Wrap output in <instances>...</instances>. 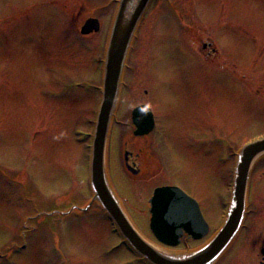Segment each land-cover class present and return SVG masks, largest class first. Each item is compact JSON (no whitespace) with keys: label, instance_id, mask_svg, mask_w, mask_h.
<instances>
[{"label":"rangeland","instance_id":"374dc122","mask_svg":"<svg viewBox=\"0 0 264 264\" xmlns=\"http://www.w3.org/2000/svg\"><path fill=\"white\" fill-rule=\"evenodd\" d=\"M116 1L65 0L64 7L63 0H0V264H141L93 208L83 219L66 221L58 235L53 232L58 229H47L49 222L43 217L20 228L35 205L59 210L56 200L65 189L71 188L77 200L89 199L87 159L71 132L90 130L85 119L92 117L98 99L95 91L81 84L72 96L70 85L62 88L82 79L98 85L99 61ZM189 1L191 18L197 14L200 38L215 37L218 23L231 24L215 39L225 53L219 61L228 60V72L200 60L194 53L196 35L184 33L187 42L181 23L162 15L164 4H159L162 11L153 12V3L142 29L151 38L147 48L152 61L146 72L153 68L156 83L145 72L127 74V84L135 83L138 93H124L118 119L128 122L130 108L147 101L143 86L154 92L150 99L157 118L156 142L161 144L156 155L159 172L151 176L147 172L146 152L153 150L152 141H133L128 130L117 127L110 138L109 168L115 186L122 200L127 198L129 216L149 239L148 217L136 211L145 210L153 186L158 185L182 189L199 203L211 230L220 227L228 204V174L235 161L233 156L230 162L225 158L221 166L218 157L226 155L227 145L216 151L206 142L227 137L236 149L246 140L264 136V0ZM72 10L86 12L81 23L93 12L89 14L101 22V32L78 35ZM142 54L139 51L135 61L132 57L130 68ZM217 57L212 58L216 67ZM232 71L245 76L251 86L260 85L259 91L246 92L230 76ZM125 143L142 154L143 172L137 178L124 169ZM19 172L26 177L17 176ZM253 172L262 173L264 179V168L257 163ZM20 185L26 188L22 195L34 202L22 199ZM255 185L256 196L264 198V187L261 195L260 185ZM236 241L223 264L244 260L241 242Z\"/></svg>","mask_w":264,"mask_h":264},{"label":"water","instance_id":"95a60500","mask_svg":"<svg viewBox=\"0 0 264 264\" xmlns=\"http://www.w3.org/2000/svg\"><path fill=\"white\" fill-rule=\"evenodd\" d=\"M148 1L120 0L119 2L106 51L103 97L93 140L91 184L95 197L100 200L103 207L111 214L125 238L134 249L153 264H208L224 248L238 227L244 208V196L249 169L255 157L264 153V140L247 145L240 152L236 166L232 207L223 229L207 247L181 259L161 256L152 251L139 239L113 202L104 180L103 156L105 139L116 100L123 61L129 41ZM158 192L161 191L159 190L156 193ZM158 238L160 239V237Z\"/></svg>","mask_w":264,"mask_h":264},{"label":"flooded vegetation","instance_id":"af4514ba","mask_svg":"<svg viewBox=\"0 0 264 264\" xmlns=\"http://www.w3.org/2000/svg\"><path fill=\"white\" fill-rule=\"evenodd\" d=\"M254 204H259V207L261 208L262 212H260L259 215L256 216L255 218L249 217V221L247 223L245 233L242 239V246H243V250L247 247L248 240H251L252 236H254V232H255L254 226H256L258 228L256 249L258 248L259 249L258 252H256V261L254 262H256V264H264V256L261 252V250L264 249V198L260 196L258 202H254ZM254 262L245 261V264L254 263Z\"/></svg>","mask_w":264,"mask_h":264}]
</instances>
